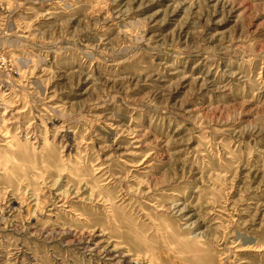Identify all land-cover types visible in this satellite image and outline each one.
<instances>
[{
    "label": "rangeland",
    "instance_id": "obj_1",
    "mask_svg": "<svg viewBox=\"0 0 264 264\" xmlns=\"http://www.w3.org/2000/svg\"><path fill=\"white\" fill-rule=\"evenodd\" d=\"M0 264H264V0H0Z\"/></svg>",
    "mask_w": 264,
    "mask_h": 264
}]
</instances>
